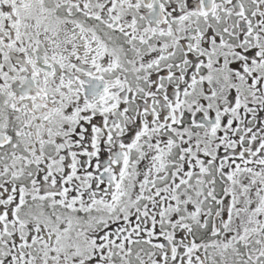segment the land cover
<instances>
[{"label": "snow or ice", "instance_id": "obj_1", "mask_svg": "<svg viewBox=\"0 0 264 264\" xmlns=\"http://www.w3.org/2000/svg\"><path fill=\"white\" fill-rule=\"evenodd\" d=\"M0 264H264V0H0Z\"/></svg>", "mask_w": 264, "mask_h": 264}]
</instances>
